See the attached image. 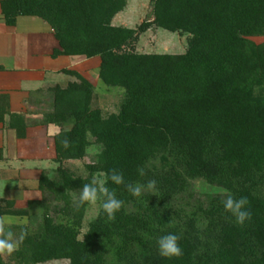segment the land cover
Returning a JSON list of instances; mask_svg holds the SVG:
<instances>
[{"label":"trees","instance_id":"obj_1","mask_svg":"<svg viewBox=\"0 0 264 264\" xmlns=\"http://www.w3.org/2000/svg\"><path fill=\"white\" fill-rule=\"evenodd\" d=\"M127 1H2L8 26L18 17L45 21L60 45L54 57L99 58L101 81L125 95L119 113L104 116L92 108L93 86L64 72L78 82L51 91L48 123L73 124L55 138L56 162L84 160L96 146L97 163L87 178L60 168L58 178L39 179L52 201L0 264H264V44L252 40L264 37V0H150L153 20L137 30L113 25ZM154 27L188 35L186 53H137L140 33ZM113 168L125 184L154 179L155 195L134 197L109 182L124 206L112 221L100 209L84 233L89 204L77 207L73 193ZM200 180L247 197L251 219L237 225L224 211L226 195L199 196ZM0 203V216H29L13 200ZM168 233L181 237V256L159 254L156 242Z\"/></svg>","mask_w":264,"mask_h":264},{"label":"crops","instance_id":"obj_2","mask_svg":"<svg viewBox=\"0 0 264 264\" xmlns=\"http://www.w3.org/2000/svg\"><path fill=\"white\" fill-rule=\"evenodd\" d=\"M0 0V182L19 178L24 196L27 182L39 181L38 166H46L55 159L54 125L47 121L52 106V89L65 88L58 79L69 77L67 71H79L86 79L85 66L93 59L69 67L72 57H54L60 50L52 28L35 17H18L8 26L2 14ZM93 64L97 68V58ZM99 59V58H98ZM69 62V63H68ZM67 64V65H65ZM101 60L99 59V70ZM84 65V66H83ZM77 69V70H76ZM87 70V71H86ZM77 72V73H79ZM87 75V76H86ZM90 81V80H89ZM92 82V81H91ZM23 136H19L18 129ZM2 186V183H1ZM4 187V186H3ZM8 185L4 189H12ZM0 199H2L0 197Z\"/></svg>","mask_w":264,"mask_h":264},{"label":"rangeland","instance_id":"obj_3","mask_svg":"<svg viewBox=\"0 0 264 264\" xmlns=\"http://www.w3.org/2000/svg\"><path fill=\"white\" fill-rule=\"evenodd\" d=\"M153 20V5L150 0H128L127 6L125 10L119 13L113 20V25L117 27H126L128 29L137 30L144 23H148ZM188 35H180L178 33H170L163 29L151 28L144 33H140L137 42L135 43V51L139 54L143 55H183L186 53L189 42ZM256 44H264V37H258L252 39ZM69 67H77L76 65L85 62L87 59L84 58H72L69 59ZM93 64H96L95 59H93ZM87 65L85 68L88 73L91 75H86L89 80H87L94 88V96L92 101V108L99 109L104 116H109L112 114H118L121 102L123 100V96L125 95V91L121 88L108 87L106 86L99 77V59L97 58V68L94 65ZM67 65V64H65ZM84 66V65H83ZM80 65L78 67L81 74L83 73V68ZM77 70V69H76ZM77 71V72H79ZM79 74L82 78H84L81 74ZM85 79V78H84ZM61 85L66 86L68 81L78 82V78L76 76H61L58 79ZM86 80V79H85ZM92 81V82H91ZM67 87V86H66ZM65 87V88H66ZM54 125V141L56 136H58L62 132H67L72 128V123L66 124H53ZM99 149L96 146H92L87 151V156L84 160L81 161H66L62 164L56 162V146H55V159L50 161L46 166H38L39 168V179L42 176H46L50 179L58 178V170L60 168L66 170L67 172L73 174L75 177L87 178L89 176V171L87 170V165L96 164V157L99 154ZM2 183V186H1ZM25 183V182H24ZM24 183L16 178L14 182L5 181L0 182V197L6 200H13L15 203V208L18 210H27L29 212V216L25 218L20 217H8L12 221H14L12 225V230L19 234L21 228H29L31 230L36 229L38 223L43 219L45 214L44 203L51 202V198L49 195L43 193L38 188L37 179H32L28 181L26 187L31 190L27 197L24 196L22 190L19 189V186ZM5 185L9 187H13L12 189H4ZM4 186V187H3ZM195 191L205 200H209L211 197L217 195H225V191L221 188L213 187L205 183L204 181H196L194 183ZM78 195V193H76ZM74 202V200H73ZM100 201H98L95 205L88 206L84 218V233L87 230V225L94 221L100 212ZM4 203H0V206H4ZM59 206L63 207L62 203L52 202L51 207ZM27 220V224H24L23 221ZM4 260L7 262L10 260L11 255L2 256ZM61 262H52L49 264H60Z\"/></svg>","mask_w":264,"mask_h":264},{"label":"clouds","instance_id":"obj_4","mask_svg":"<svg viewBox=\"0 0 264 264\" xmlns=\"http://www.w3.org/2000/svg\"><path fill=\"white\" fill-rule=\"evenodd\" d=\"M64 148H68L69 141L65 138L61 141ZM140 176H144V169H137ZM111 182L117 186L125 185L126 190L134 197H140L143 192H151L155 195L156 181L149 180L146 184L127 183L125 184L124 175L119 170L113 168L108 173H101L98 176H93L89 183H84L79 190L78 195L73 193V200L77 207L90 204L95 205L100 201V209L106 215L109 221L115 219V214L119 212L124 202L117 198L114 190H110L107 186ZM226 199L223 200L224 211L230 214V217L235 219L237 225H243L251 219V211L249 210V201L247 197L239 199L234 198L230 193H225ZM14 221L5 216H0V256L11 255L19 249L27 236L26 229H22L19 234L12 230ZM27 224V220L23 221ZM180 236L174 233H168L161 236L157 240L158 252L162 257L173 258L181 256L182 249L178 241Z\"/></svg>","mask_w":264,"mask_h":264}]
</instances>
